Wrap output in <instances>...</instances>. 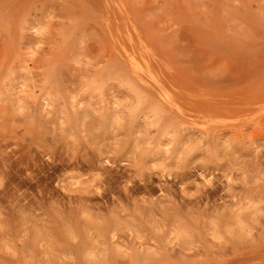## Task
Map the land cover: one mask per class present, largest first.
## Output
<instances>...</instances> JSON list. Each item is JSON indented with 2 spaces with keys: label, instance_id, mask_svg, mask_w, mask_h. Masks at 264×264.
Instances as JSON below:
<instances>
[{
  "label": "rangeland",
  "instance_id": "obj_1",
  "mask_svg": "<svg viewBox=\"0 0 264 264\" xmlns=\"http://www.w3.org/2000/svg\"><path fill=\"white\" fill-rule=\"evenodd\" d=\"M0 264H264V0H0Z\"/></svg>",
  "mask_w": 264,
  "mask_h": 264
}]
</instances>
